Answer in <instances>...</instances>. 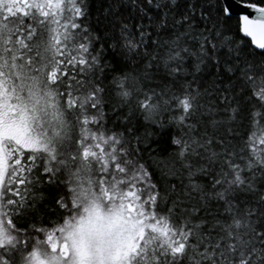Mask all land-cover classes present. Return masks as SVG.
<instances>
[{"label": "snow or ice", "instance_id": "obj_1", "mask_svg": "<svg viewBox=\"0 0 264 264\" xmlns=\"http://www.w3.org/2000/svg\"><path fill=\"white\" fill-rule=\"evenodd\" d=\"M0 264H264V0H0Z\"/></svg>", "mask_w": 264, "mask_h": 264}]
</instances>
